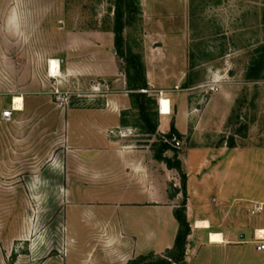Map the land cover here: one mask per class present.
I'll return each instance as SVG.
<instances>
[{
  "label": "rangeland",
  "instance_id": "1",
  "mask_svg": "<svg viewBox=\"0 0 264 264\" xmlns=\"http://www.w3.org/2000/svg\"><path fill=\"white\" fill-rule=\"evenodd\" d=\"M120 15L126 57L143 64L148 81L149 89L140 90L148 92L147 120L116 52ZM150 56L152 78L162 72L163 85L149 84ZM51 59L60 61L59 76L49 72ZM213 79L230 100L208 109L204 122L218 132L201 138L211 148L199 163L192 161V135L176 127L175 108L163 132L158 99L180 86L200 114L217 97L200 87ZM17 96L23 110L5 117ZM94 109L120 123L109 131L116 153L95 165L94 145L105 142L94 136V118L107 125L114 116H94ZM119 153L135 165L122 167ZM235 155L236 175L229 164ZM176 158L186 194L182 175L166 161ZM97 171L113 174L96 179ZM230 180L232 193L234 181L241 191L236 204L245 237L224 247L194 228L197 220H212L207 231H220L222 188ZM184 200L187 264H264L253 242L264 215L248 214L253 200H264V0H0V264H113L112 248L95 242L99 222L107 221L127 231L128 244L114 246L126 251L114 254L117 264L152 263L168 250L159 245L172 239L170 225L155 217L162 211L166 220Z\"/></svg>",
  "mask_w": 264,
  "mask_h": 264
},
{
  "label": "crops",
  "instance_id": "2",
  "mask_svg": "<svg viewBox=\"0 0 264 264\" xmlns=\"http://www.w3.org/2000/svg\"><path fill=\"white\" fill-rule=\"evenodd\" d=\"M153 59L154 58L150 56L148 75L147 76H148L149 84L157 87L159 85H163L164 83H166V81L159 77V75L162 74V72H160V74H158V75L156 72V78L155 79L152 78V77H154L153 76V70L151 69ZM178 80H180V79H178ZM167 96L170 99L171 107L176 109L175 118H176L177 129L180 131V133L182 135H189V134L192 135V141H194L192 146H190L192 161L194 160V161H197L200 163L202 161L201 159L204 155L205 150H207L208 148H211V147H208L207 145L203 144L202 139H205L209 135L216 134L218 132L217 126L216 127L214 125L209 126V125H206L204 122L207 120V119L205 120V118H207L209 116L208 115V113H209L208 109H209V107H211L213 102L216 100L218 102H222L223 104H226L230 100V95H229L226 88H221V90L216 95L217 97L216 98L213 97L211 99V101L207 104L206 109H204L203 112L200 114H196V112H195L196 109L192 103L193 101H189V99L186 97L185 94H180V93H178L177 90H173L171 93H168ZM17 98H22V103H21L20 108H18L16 106V99ZM23 106H24L23 97L17 96L15 98V110H13L12 112L22 111ZM99 113H102L103 115L109 113L110 115L114 116V123H109L107 125H104L98 121L100 119H97V117L94 118V136L101 139V142H102V140L105 142V145H103V144L100 146L94 145V165L96 163H98V161H99L98 158H100V156H104L108 152H110V153L115 152L116 153V151L114 150V147H113L115 142L113 140V137L109 134V131L112 130L114 127L115 128L120 127L118 116H115V114H111L110 112L105 111V110L102 111V110L94 109V116H97ZM171 118H172L171 113L166 114V113L160 112V121H161L162 127L164 129L163 132H167L169 130V128H170L169 123L171 121ZM194 120L196 123L192 127V126H190V122L194 121ZM118 155H119V159L122 161V165H121L122 167L125 165H127L128 167H130V165H132V164L135 165L129 159L130 154H120L119 153ZM238 160L239 159L237 158V155H235L233 162L229 163V164L234 165L235 175L237 174V172H236L237 166H238V164L241 163V162H238ZM260 161H262V160H260ZM105 174L107 175L108 173L97 171L96 173H94V177L96 179H101L103 177V175H105ZM112 174H108L107 176H110ZM141 179L143 182L146 181L145 178H141ZM231 183H232V180H230V182H224V187L222 188L223 193L221 194L224 196V200H223L221 207H222V212L224 213L223 219L225 221H224V223H221L218 225L220 226L219 233H221L223 235L225 242L224 243H212L210 241V235L212 232L207 231V229H210L213 226L212 220H206L210 224L209 228H197L196 223H195L194 229L197 228L199 230V233L203 237H205V236L207 237L208 236L207 232H209V236L207 238H208V243H210V244H216V245H221V246L225 247V246H229L232 244H238V240L243 239L244 234H242V232H240V229H239V220H238L239 219V217H238L239 212H238V206H237V205H239V203L236 204L237 200H239V199L241 200L242 195H241V191H238L239 188H237L236 181H234V192L232 193V191L230 189ZM139 190L141 192H143L144 194H146L147 198L153 197L151 192H147L145 189H139ZM232 200H234V202H235L234 204L232 203ZM148 201H151V199ZM253 201L264 202V200H253ZM140 202H139V204H142L143 201H140ZM139 204H137L138 205L137 207H139V208L143 207V209L145 208V206H142ZM261 215H264V212ZM261 215H259V216H261ZM232 216H234L233 220H232ZM236 216H237V218H236ZM155 218L158 219L159 225L162 227H164V225H167V224L170 225V229L172 232V239L171 240L168 239L166 242L159 245L160 247H162L164 245V247H163V249L160 248V250H158V251H162L164 249L172 248L174 243H175L178 231H179V223L174 217V210L173 209L171 210V215L168 218H166V220L163 219L162 211H160V214L158 215V217H155ZM197 221H199V220H197ZM203 221H205V220H203ZM144 223L145 224L147 223L146 217H145ZM231 223H233V224H231ZM258 228H264V225H259L258 227L255 228V230ZM98 230L99 231L96 235L95 242L99 245H103V247L106 249L112 248L110 250V252L112 254V258L114 261L113 264H117L116 260L114 258V254L115 253H118V254L119 253H125L126 251H123L120 248H114V246L115 247L117 245L121 246V245L126 243L125 238H123V235L127 231L126 232L124 231V233L121 234V232L116 231V228H115V225L113 224V222H109V221L99 222ZM161 234H163V229L161 231ZM253 236H254V233H253ZM173 238H174V241L172 242ZM190 239L191 238H189L188 240L190 241ZM204 239H202V240H204ZM126 244H128V243H126ZM190 248H191V244L190 245L188 244L187 254H188ZM186 261H187V259H186Z\"/></svg>",
  "mask_w": 264,
  "mask_h": 264
},
{
  "label": "trees",
  "instance_id": "3",
  "mask_svg": "<svg viewBox=\"0 0 264 264\" xmlns=\"http://www.w3.org/2000/svg\"><path fill=\"white\" fill-rule=\"evenodd\" d=\"M123 19L122 16H118L116 20V52L124 59L126 60V63L128 65V78H129V85L130 90H134L132 93V97L134 99V102L136 105L140 108L141 113L143 114V117L147 120L148 114L146 110H148V106L146 103V100L148 99V92H142L140 90H148V81L146 79V76L144 74V66L141 62H138V60L126 57V53L124 51V38H123ZM149 131L150 133H154L157 129L155 125H149ZM172 135H178L177 130L175 127H172ZM171 136V134H169ZM231 147L234 146V143L232 142ZM170 148L167 144H162V149L167 150ZM174 149V147H173ZM157 158L163 159L162 154H158ZM167 163L171 167H175L178 169L180 174L182 175V188L184 194H186L187 190V176L182 172V165L181 162L176 158L174 162H171L170 160H167ZM186 200L182 203L181 207L176 209L174 212L175 218L177 219L179 223V231L175 240L174 247L172 249H168L166 251L165 256L162 255L156 257V261L152 263L147 264H187L186 262V245L188 241V237L191 234V226L187 218L186 213ZM141 259L146 260V257L142 256ZM130 264H138V260L132 261Z\"/></svg>",
  "mask_w": 264,
  "mask_h": 264
},
{
  "label": "built area",
  "instance_id": "4",
  "mask_svg": "<svg viewBox=\"0 0 264 264\" xmlns=\"http://www.w3.org/2000/svg\"><path fill=\"white\" fill-rule=\"evenodd\" d=\"M202 89L206 91L208 94H216L218 93L221 88H222V83L219 79H213L208 81L207 83L203 84L200 86ZM175 90H180V86H176ZM160 98L158 99L159 107H160V112L162 113V103L163 100H168L170 103V108L172 111L171 107V102L170 99L165 97V91L160 92ZM15 110V106L13 108ZM13 112L12 111H6L4 112L5 117L11 116ZM264 212V202L260 201H252L249 208H248V214L251 217H257L261 215ZM253 242L256 245V249L258 251H264V228H258L254 232V239Z\"/></svg>",
  "mask_w": 264,
  "mask_h": 264
},
{
  "label": "bare ground",
  "instance_id": "5",
  "mask_svg": "<svg viewBox=\"0 0 264 264\" xmlns=\"http://www.w3.org/2000/svg\"><path fill=\"white\" fill-rule=\"evenodd\" d=\"M49 72L51 73V76L56 77L59 76L61 73V65L59 60L56 59H52L49 62ZM21 103H22V98H17L16 99V106L18 108L21 107ZM18 110V109H17ZM162 113H166V114H170L171 113V108H170V103L168 100H163L162 103ZM196 227L197 228H209L210 224L208 221H197L196 222ZM210 241L212 243H224V237L221 233L219 232H212L210 235Z\"/></svg>",
  "mask_w": 264,
  "mask_h": 264
},
{
  "label": "water",
  "instance_id": "6",
  "mask_svg": "<svg viewBox=\"0 0 264 264\" xmlns=\"http://www.w3.org/2000/svg\"><path fill=\"white\" fill-rule=\"evenodd\" d=\"M245 236L243 235V238H244Z\"/></svg>",
  "mask_w": 264,
  "mask_h": 264
}]
</instances>
